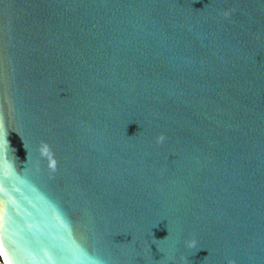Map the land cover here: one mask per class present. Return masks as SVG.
Masks as SVG:
<instances>
[{
    "label": "water",
    "instance_id": "95a60500",
    "mask_svg": "<svg viewBox=\"0 0 264 264\" xmlns=\"http://www.w3.org/2000/svg\"><path fill=\"white\" fill-rule=\"evenodd\" d=\"M7 264H264V0H0Z\"/></svg>",
    "mask_w": 264,
    "mask_h": 264
},
{
    "label": "bare ground",
    "instance_id": "6f19581e",
    "mask_svg": "<svg viewBox=\"0 0 264 264\" xmlns=\"http://www.w3.org/2000/svg\"><path fill=\"white\" fill-rule=\"evenodd\" d=\"M0 253H1V255H2L3 262H4L5 264H7L6 257H5V253H4V250H3V247H2V245H1V243H0Z\"/></svg>",
    "mask_w": 264,
    "mask_h": 264
},
{
    "label": "clouds",
    "instance_id": "9594fccd",
    "mask_svg": "<svg viewBox=\"0 0 264 264\" xmlns=\"http://www.w3.org/2000/svg\"><path fill=\"white\" fill-rule=\"evenodd\" d=\"M94 264H104V262H102V261L99 260V259H96V260L94 261Z\"/></svg>",
    "mask_w": 264,
    "mask_h": 264
},
{
    "label": "trees",
    "instance_id": "16d2710c",
    "mask_svg": "<svg viewBox=\"0 0 264 264\" xmlns=\"http://www.w3.org/2000/svg\"><path fill=\"white\" fill-rule=\"evenodd\" d=\"M0 259H1L2 263L4 264L1 253H0Z\"/></svg>",
    "mask_w": 264,
    "mask_h": 264
},
{
    "label": "rangeland",
    "instance_id": "374dc122",
    "mask_svg": "<svg viewBox=\"0 0 264 264\" xmlns=\"http://www.w3.org/2000/svg\"><path fill=\"white\" fill-rule=\"evenodd\" d=\"M0 264H3L2 261H1V259H0ZM4 264H5V263H4Z\"/></svg>",
    "mask_w": 264,
    "mask_h": 264
}]
</instances>
